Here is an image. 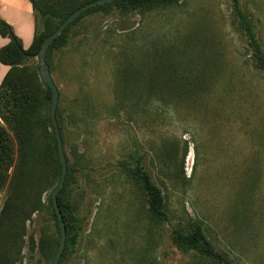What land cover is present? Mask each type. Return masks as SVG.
<instances>
[{
    "label": "rangeland",
    "instance_id": "374dc122",
    "mask_svg": "<svg viewBox=\"0 0 264 264\" xmlns=\"http://www.w3.org/2000/svg\"><path fill=\"white\" fill-rule=\"evenodd\" d=\"M241 5L264 50V0H241ZM69 39L66 47L51 50L48 60L61 107L72 117L66 139L70 159L75 142L90 161L71 183L77 212L90 215L81 249L62 264H200L194 252L171 240L173 227L193 221L201 222L233 264H264V73L248 61L232 0L98 9L70 28ZM155 61L172 62L177 74L199 76L201 83L175 104L154 103L146 119L127 118L129 99L114 114L128 71L132 76L140 71L139 80L130 81L138 85L136 93L144 97L150 82L160 84L161 93L165 74H156ZM10 134L17 161L18 139ZM133 139L147 153L170 223L149 216L142 189L115 166L127 159ZM175 146L163 163L160 148ZM173 167H183L186 177L172 178ZM42 178L28 173V186ZM6 197L7 188L0 193V212ZM48 220L45 211L35 215L28 235L38 239L41 226L55 231ZM52 262L25 252L19 264Z\"/></svg>",
    "mask_w": 264,
    "mask_h": 264
},
{
    "label": "trees",
    "instance_id": "16d2710c",
    "mask_svg": "<svg viewBox=\"0 0 264 264\" xmlns=\"http://www.w3.org/2000/svg\"><path fill=\"white\" fill-rule=\"evenodd\" d=\"M91 1L94 0H30L35 12V35L28 49L24 48L13 27L0 15V35L10 38V42L0 50V64L10 66L0 84V193L7 188V197L0 212V264L22 263L25 252L32 258L39 253L50 261L56 255L61 231L52 193L59 184L62 163L51 115L53 92L42 79L40 64H31L30 61L39 59V51L46 37L54 33L71 13ZM180 1L115 0L91 7L54 40L47 53V63L49 64L51 50L61 49L69 44L70 28L87 13L113 7L128 11L150 10ZM232 4L238 28L245 35L250 51L248 61L254 70L264 73V50L256 36L254 23L243 10L241 0H232ZM155 62L156 74H165L166 81L161 84V93L157 92L160 84L154 82L148 84V92L144 97L136 93L135 90L139 87L130 81L135 79L137 82L140 71H135L133 76L128 71L129 81L126 80L119 86L121 92L115 97L114 114L118 116L123 104L129 99L130 114L127 118L138 115L146 119L154 103L175 104L186 98L201 83L199 76L195 77L185 72L177 74L175 64L172 62ZM61 97L59 90L56 118L66 151L68 172L64 187L58 194L59 207L67 229L66 246L59 264L81 249L90 215V213L80 215L77 212L71 185L75 174L89 168L90 161L85 160V153L79 151L75 142L70 146L73 160L70 159L66 139L67 133L72 130L69 127L72 117L69 111L67 113L66 109L61 107ZM10 131H13L18 139L17 161ZM130 145L127 159L119 161L115 166L129 175L142 189L147 199L149 216L156 221L170 223L171 216L166 197L155 181L152 170L147 166V153L141 149L137 139H133ZM168 149L160 148V159L162 157L163 163L175 153L176 146ZM164 150L167 151L166 155ZM186 155L187 149L184 158ZM182 168L178 170L177 167H173L170 171L171 177L177 180L185 178ZM28 173H35L43 178L33 187L28 186ZM45 193H49L46 201L43 200ZM43 211L49 215L48 223L54 224L55 231L49 226H41L37 239L35 235H28V222ZM171 240L182 251L194 252L195 261L200 264H233L229 254L215 245L199 221H193L189 227H173Z\"/></svg>",
    "mask_w": 264,
    "mask_h": 264
},
{
    "label": "water",
    "instance_id": "95a60500",
    "mask_svg": "<svg viewBox=\"0 0 264 264\" xmlns=\"http://www.w3.org/2000/svg\"><path fill=\"white\" fill-rule=\"evenodd\" d=\"M115 0H94L91 1L81 7H79L77 10H75L73 13H71L64 21L63 23L58 27V29L46 37L41 45V49L39 51V64H40V72L42 75L43 81L52 89L53 92V97H52V107H51V115L53 118V123L54 127L56 130V135L58 139V146H59V153H60V158H61V163H62V173H61V178L59 181L58 186L54 189L52 193V198H53V204L55 207V211L57 213L58 219H59V224H60V231H61V236H60V242L59 246L56 252V255L53 259L52 264H59L62 254L65 250L66 246V238H67V229L65 225V221L63 219V214L62 211L59 207L58 203V194L64 187L65 181H66V176L68 172V161L66 157V152L63 144L62 137L60 135V129L58 126V121L56 118V112L59 104V89L51 75L49 64L47 63V53L54 42V40L60 36L63 31L77 18H79L84 12H86L88 9L91 7L97 6V5H103L106 3L113 2Z\"/></svg>",
    "mask_w": 264,
    "mask_h": 264
},
{
    "label": "crops",
    "instance_id": "0c3cea01",
    "mask_svg": "<svg viewBox=\"0 0 264 264\" xmlns=\"http://www.w3.org/2000/svg\"><path fill=\"white\" fill-rule=\"evenodd\" d=\"M0 15L9 23L15 34L28 49L35 35V12L30 0H0ZM10 42V38L0 35V50ZM10 66L0 64V84L9 71Z\"/></svg>",
    "mask_w": 264,
    "mask_h": 264
}]
</instances>
